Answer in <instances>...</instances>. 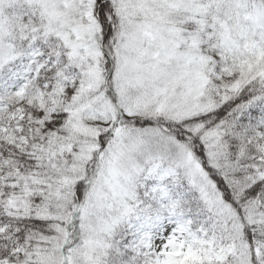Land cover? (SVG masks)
<instances>
[{"label": "snow or ice", "instance_id": "1", "mask_svg": "<svg viewBox=\"0 0 264 264\" xmlns=\"http://www.w3.org/2000/svg\"><path fill=\"white\" fill-rule=\"evenodd\" d=\"M0 264H264V0H0Z\"/></svg>", "mask_w": 264, "mask_h": 264}]
</instances>
